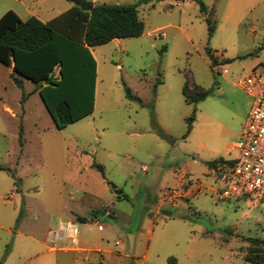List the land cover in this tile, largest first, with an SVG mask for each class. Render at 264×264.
I'll list each match as a JSON object with an SVG mask.
<instances>
[{"label": "rangeland", "instance_id": "374dc122", "mask_svg": "<svg viewBox=\"0 0 264 264\" xmlns=\"http://www.w3.org/2000/svg\"><path fill=\"white\" fill-rule=\"evenodd\" d=\"M201 1L210 37L196 0H161L139 6L141 36L94 47V111L61 130L36 84L15 75L19 88L0 63V264H250L246 256H264V243L245 240H264V203L222 198L213 174L221 166H208L237 158L251 104L238 81L264 71V3ZM70 7L0 0V16L49 21ZM186 76L189 88L211 90L203 101H184ZM168 189L182 190L158 209ZM70 223L77 242L59 237Z\"/></svg>", "mask_w": 264, "mask_h": 264}, {"label": "trees", "instance_id": "16d2710c", "mask_svg": "<svg viewBox=\"0 0 264 264\" xmlns=\"http://www.w3.org/2000/svg\"><path fill=\"white\" fill-rule=\"evenodd\" d=\"M73 4L49 22L43 23L35 17L23 21L13 10L6 11L0 17V63L12 67L11 78L22 88V82L15 76L29 79L36 87L45 108L50 114L56 129L79 121L94 111L95 100V62L91 49L106 44L114 39L139 37L144 33V26L138 17V8L151 1L144 0L135 4H95L90 0H66ZM200 12L207 24L209 37L213 35L215 26L208 17V9L201 0H196ZM211 64L216 60L207 49ZM58 69V76L55 75ZM186 76L182 88L184 101L197 104L211 92L191 85ZM155 89V86H154ZM126 96L130 100L139 99L129 89ZM194 109L188 117V130L195 119ZM232 163L220 159L209 162V167ZM104 177L103 166L93 163ZM114 188V186H113ZM86 221V218H79ZM251 243H264L260 239H245ZM264 256L256 254L246 256L250 264H264ZM260 261V262H259ZM170 264H176L169 258Z\"/></svg>", "mask_w": 264, "mask_h": 264}, {"label": "built area", "instance_id": "2783aa9c", "mask_svg": "<svg viewBox=\"0 0 264 264\" xmlns=\"http://www.w3.org/2000/svg\"><path fill=\"white\" fill-rule=\"evenodd\" d=\"M238 86L251 99L241 130L239 152L232 163L220 164L219 170L213 174L220 185L222 198L239 200L245 196L252 203H264V71L244 75ZM175 193L178 191L169 189L167 198L171 199ZM77 234V225L70 223L64 225V229L60 228L59 237L75 242Z\"/></svg>", "mask_w": 264, "mask_h": 264}, {"label": "crops", "instance_id": "0c3cea01", "mask_svg": "<svg viewBox=\"0 0 264 264\" xmlns=\"http://www.w3.org/2000/svg\"><path fill=\"white\" fill-rule=\"evenodd\" d=\"M180 3V2H179ZM71 8V7H70ZM8 11V10H7ZM15 12V11H14ZM18 16H19V14L17 13V12H15ZM4 14V13H3ZM2 14V15H3ZM62 14V13H61ZM1 15V16H2ZM0 16V17H1ZM59 16V15H58ZM20 17V16H19ZM31 17H34V16H31ZM21 18V17H20ZM30 18V17H29ZM35 18H37V17H35ZM22 19V18H21ZM38 19V18H37ZM54 19V18H53ZM23 20V19H22ZM27 20V19H26ZM38 20H40V19H38ZM52 20V19H51ZM51 20H49V21H51ZM23 21H25V20H23ZM41 22H43V23H46V22H49V21H42V20H40ZM93 49V48H92ZM92 49L90 50L91 51V54H92ZM9 68H11V70H12V67H9ZM58 69H56V72H55V75L56 76H58ZM95 83H96V79H95ZM38 94V93H37ZM251 105V104H250ZM182 184V183H181ZM169 190V189H168ZM168 190L167 191H164V192H162V195H164V197H163V200H161V201H159V206H158V209H159V207H161V206H163V205H165L167 202H166V199H167V192H168ZM181 190L182 189H179L178 191H179V193L181 192ZM181 194V193H180ZM147 198H149V196H147ZM147 202H149L148 200H147ZM150 203V202H149ZM172 206H174L173 204H172ZM90 216L87 218V220L89 219L91 222H94V223H97V221H98V218H97V215L93 212V211H90ZM79 218H86V217H78V219ZM71 224H75V223H71ZM61 225H63V224H61ZM97 227H98V229L99 230H101V228H102V226L100 225V224H97ZM63 229V228H62ZM76 242H77V240H75ZM58 250H60V251H63V252H66V251H78V252H81V251H83V250H87V249H84V248H71V247H61V248H59ZM176 264H177V262H176Z\"/></svg>", "mask_w": 264, "mask_h": 264}]
</instances>
